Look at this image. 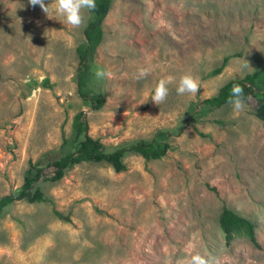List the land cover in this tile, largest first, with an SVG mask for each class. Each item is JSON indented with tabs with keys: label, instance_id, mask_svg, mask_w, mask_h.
Instances as JSON below:
<instances>
[{
	"label": "rangeland",
	"instance_id": "rangeland-1",
	"mask_svg": "<svg viewBox=\"0 0 264 264\" xmlns=\"http://www.w3.org/2000/svg\"><path fill=\"white\" fill-rule=\"evenodd\" d=\"M44 3L50 17L30 0H0V198L20 189L31 161L60 156L80 113L108 153L160 130L176 136L160 160L131 153L120 173L82 163L57 183L42 182L69 222L51 205L12 204L0 219V264H178L195 254L207 264H264L256 99H241L238 112L229 102L204 103L255 72L264 86V0H113L84 87L105 100L100 110L78 91L77 50L93 14L82 9L74 27L54 0ZM185 74L199 80L197 93H177ZM161 79L169 91L154 102ZM224 208L254 225L255 242L241 235L226 244Z\"/></svg>",
	"mask_w": 264,
	"mask_h": 264
},
{
	"label": "trees",
	"instance_id": "trees-1",
	"mask_svg": "<svg viewBox=\"0 0 264 264\" xmlns=\"http://www.w3.org/2000/svg\"><path fill=\"white\" fill-rule=\"evenodd\" d=\"M113 0H95V7L89 9L93 19L84 31L86 44L77 52L80 58L78 74V91L85 102L90 103L94 110H100L105 100L100 95L90 96L84 92V87L89 80V58L103 41L102 23L108 15ZM230 58L224 59L221 67L215 69L212 76L220 75ZM260 72L246 75L243 79H236L224 85L219 93L204 101L205 104L218 108L228 103L232 98L231 89L233 85H239L242 89L240 99L247 100L255 97L257 102L256 116L264 122V86L259 83ZM88 123L84 113L76 115L73 123L72 140L64 138L61 146V154L56 157L53 152H47L40 160L30 162L25 173L23 185L19 190L0 198V219L7 213V208L20 201L30 204L43 203L53 207L54 214L61 220L69 222V218L55 210L53 199L45 193L41 187L42 182L57 183L61 181L72 168L82 163H109L117 173L126 170L124 158L127 154H138L146 161L160 160L173 149L171 138L174 135L170 131H157L150 140H136L131 143L122 144L115 151L108 153L106 147L100 140L88 135ZM180 134L178 133L177 136ZM220 226L225 236L226 244L238 236L244 235L255 242L254 225L235 214L232 210L224 208L220 216Z\"/></svg>",
	"mask_w": 264,
	"mask_h": 264
},
{
	"label": "clouds",
	"instance_id": "clouds-1",
	"mask_svg": "<svg viewBox=\"0 0 264 264\" xmlns=\"http://www.w3.org/2000/svg\"><path fill=\"white\" fill-rule=\"evenodd\" d=\"M55 2V12L63 17L64 22L70 24L74 27H78L82 23L81 10L84 8L92 9L95 7V0H54ZM33 5H39L43 11L49 16L50 4H45L44 0H30ZM35 47V46H34ZM95 75L98 78H102L106 75L105 72L97 70ZM143 72L141 73V76ZM218 76V75H217ZM170 79V78H169ZM168 79H161L155 86L152 101L158 102L163 101L168 94ZM200 89L199 80L191 74H185L180 77L178 87L176 89L178 94L188 93L195 94ZM232 98L229 103L232 105L234 111H239L242 108V100L240 95L242 89L239 85H233ZM216 96V95H215ZM214 97V96H213ZM212 98V97H211ZM178 264H207L204 257L199 254L192 255L190 257H184L178 261Z\"/></svg>",
	"mask_w": 264,
	"mask_h": 264
}]
</instances>
